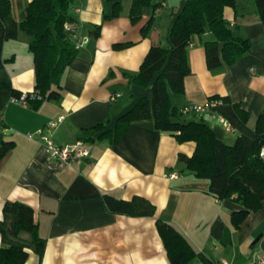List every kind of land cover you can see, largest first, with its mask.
<instances>
[{
    "label": "crops",
    "instance_id": "obj_1",
    "mask_svg": "<svg viewBox=\"0 0 264 264\" xmlns=\"http://www.w3.org/2000/svg\"><path fill=\"white\" fill-rule=\"evenodd\" d=\"M9 1L13 18L22 21L30 0ZM236 2V8L224 7L223 15L235 37L249 39V51L212 72L204 49L212 33L191 36L184 92L171 93L170 98L179 108L189 102L206 104L216 94L229 96L248 112L246 125L254 129L264 110V22L250 1ZM130 3L121 1L120 14L104 19L111 10L107 0H71L70 23L88 41L64 69L60 97L44 100L37 108L9 101L0 114V147L2 141L12 143L0 156V220L6 201L33 209L45 249L41 257L30 250L24 264H171L156 227L158 218L217 264H264V201L234 228L231 213L242 205L210 194L209 180L195 176L178 159L180 153L192 155L193 141L179 143L173 135L157 130L152 119L132 121L116 142L97 138L102 131L93 140H82L83 129L108 119L105 130H113L115 120L141 97L151 98L150 85L130 83L124 73L138 71L152 44L169 50V31L184 0H163L153 12L146 8L136 23L128 17ZM152 14L151 28L142 36L141 27ZM93 25H100L97 36ZM116 43L130 45L116 49ZM1 54L12 86L31 92L34 62L26 37L19 32L6 40ZM59 116V123L47 128ZM181 118L204 121L226 144H233L238 135L227 131L220 115L213 112ZM39 128L57 145L79 142L87 155L69 163L51 159L39 135L27 136ZM172 173L176 177H170ZM105 194L124 200L145 197L155 206V214L113 213L106 208ZM187 264L202 262L194 259Z\"/></svg>",
    "mask_w": 264,
    "mask_h": 264
},
{
    "label": "trees",
    "instance_id": "obj_2",
    "mask_svg": "<svg viewBox=\"0 0 264 264\" xmlns=\"http://www.w3.org/2000/svg\"><path fill=\"white\" fill-rule=\"evenodd\" d=\"M71 0H30L25 17L17 22L11 13L9 0H0V114L12 98H19L22 91L15 89L4 70L2 47L6 40L21 32L27 39V48L34 62L35 83L26 92V103L37 108L44 100L60 97L61 78L64 69L73 61L78 49L67 37L66 22H72L68 14ZM111 4L104 19L117 17L121 10L120 0H107ZM163 0H131L128 17L136 23L143 10L152 12ZM254 11L264 22V0H252ZM236 8V0H184L182 9L174 18L169 31V50L152 44L135 74L124 73L128 82L142 87L151 86V98L141 97L129 110L121 114L113 130H105L108 119L83 129L82 140L97 138L116 142L128 125L136 120H153L157 130L169 133L179 143L193 141L191 156L182 153L178 159L197 177L209 180L208 192L218 199H233L242 209L231 213V224L238 228L250 211L261 208L264 201V159L259 155L264 146V110L257 118L254 129L246 125L248 112L229 96L212 95L209 100L218 103L212 110L224 117L238 135L233 144L220 140L213 129L202 120H182L179 108L171 103L172 94L184 92V77L190 73L187 62V46L193 35L210 31L213 39L204 42L206 64L217 72L224 64L231 65L245 55L251 43L248 38L235 37L223 15L224 7ZM153 14L141 27L142 36L151 28ZM100 25H93L92 32L99 34ZM130 43H116V49ZM0 156L12 145L3 142ZM106 208L116 214L141 217L154 216L155 206L145 197L133 196L130 200L104 195ZM156 227L171 264H187L199 259L202 264H217L201 252L195 251L185 237L167 222L156 219ZM0 264H24L29 251L40 257L44 253L45 240L38 234L33 209L19 201H6L0 220ZM225 232L224 240H227Z\"/></svg>",
    "mask_w": 264,
    "mask_h": 264
},
{
    "label": "built area",
    "instance_id": "obj_3",
    "mask_svg": "<svg viewBox=\"0 0 264 264\" xmlns=\"http://www.w3.org/2000/svg\"><path fill=\"white\" fill-rule=\"evenodd\" d=\"M64 29L66 31L67 37L73 42L74 47L76 49H79L80 47H82L84 43L88 41V37L79 36L75 32L71 23L66 22L64 24ZM26 98H27L26 92H22L19 98H12L11 101L25 103ZM217 103L218 102L216 100H210L206 104L189 102L183 105L182 107H180L179 112L181 114L192 113V114H197V115H201L207 112L215 113L212 110V108ZM61 119H62V116H59L57 117V119L49 121L47 123V128L50 129V128L55 127ZM219 119L227 131L232 130V126L229 123V121H227L224 117H221V116ZM36 134L39 135V137L43 140L45 151L51 159H55L60 162L69 163L77 158L87 155L86 149H84L79 142H76L74 144L57 145L47 135L43 133L42 128L37 129L35 132H29L27 136L31 138ZM259 155L262 159H264V146L260 148ZM170 177H176V174L172 173L170 174Z\"/></svg>",
    "mask_w": 264,
    "mask_h": 264
},
{
    "label": "rangeland",
    "instance_id": "obj_4",
    "mask_svg": "<svg viewBox=\"0 0 264 264\" xmlns=\"http://www.w3.org/2000/svg\"><path fill=\"white\" fill-rule=\"evenodd\" d=\"M122 2H124V3H126V0H121ZM248 1H250L251 3H252V0H246V2H248ZM249 2V3H250ZM183 119H186L187 118V116L186 115H184L183 117H182Z\"/></svg>",
    "mask_w": 264,
    "mask_h": 264
}]
</instances>
